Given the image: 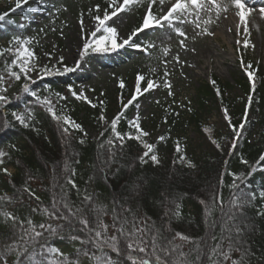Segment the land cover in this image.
<instances>
[{
    "label": "snow or ice",
    "instance_id": "obj_1",
    "mask_svg": "<svg viewBox=\"0 0 264 264\" xmlns=\"http://www.w3.org/2000/svg\"><path fill=\"white\" fill-rule=\"evenodd\" d=\"M168 2L170 0H107V7L103 10L99 4L90 7L88 15L95 22L94 29L85 32L82 13L79 20L82 39V47L78 50L79 59L76 60L73 67L63 66L62 71L56 68V65L41 67L37 62L38 57L31 47L34 38L14 33L7 46H0V60L4 61L3 74H0V108L9 105L13 99L20 100L19 93L13 94L12 97L7 93L12 81L19 82L23 79L21 93L27 94L35 104L46 109L51 118L60 126L65 141H68L70 131L83 132L82 126L70 117L58 114L50 96L42 97L32 90L30 84H35L32 73L36 72L37 78H40V73L44 76H52L75 72L81 67V63L89 53H111L126 46L150 55V50L156 48V44L151 41L136 43L134 39L138 34L149 29H170L178 37H181L179 45L187 51L186 41L195 42L203 36H215L211 26L220 18L222 12L228 13L234 9V16L239 20L237 29L239 30L240 26L243 25V31L249 33V18L253 12L257 11V9L249 6L248 0H228L227 3L225 0H174L171 2V6L164 11V6ZM145 3L147 8L140 24L134 27L126 38L121 36L119 30L110 24L114 17L130 10L133 5L142 6ZM157 3L161 8L160 13L154 11V5ZM29 4L30 0H15V6L11 11L19 10L22 13H42L45 11L39 3L32 6H28ZM61 11H67V9L62 6L49 13L53 18L52 22ZM213 12H215L216 20L211 16ZM258 14L261 19H264V6L259 7ZM204 15H207V18H204ZM7 17V12L0 14V29L4 28L5 23L9 25L14 23ZM225 18L227 17L225 16ZM185 24L194 26V34L191 37L182 27L177 26ZM16 27L24 29L26 25L20 23ZM55 30V28L52 29V31ZM228 31H232V29H228ZM40 32L43 33L44 29L41 28ZM237 43L240 44L241 41H237ZM242 43L244 48L249 47L250 42L248 40H244ZM251 46L255 47V45ZM191 50L195 52L194 48ZM169 51L168 47L162 48L164 56H167ZM45 55L49 59L53 58L51 53H45ZM63 60L64 57L61 56L57 63L63 64ZM174 60L181 63L178 55L174 57ZM161 63L166 69L168 61L162 60ZM241 65L244 66L243 61H241ZM251 68L252 65L249 63L247 69ZM150 72L155 73L156 69L151 68ZM169 75L170 73L166 70L163 87L168 89V95L172 96L174 95L171 90L172 84L167 79ZM247 75L248 79L252 81L253 71H247ZM145 83L146 86H143ZM212 83L215 84V81ZM159 86L152 78L137 73L135 90L131 99L126 104H122L121 113L110 122L112 136L105 142L108 155L104 164L108 165L115 162L116 149L117 147L121 149L124 147L125 137L129 140L138 141L145 149L138 157L141 165L147 163L148 160L153 165L160 163L158 155L154 153L156 145L143 139L149 136V133L141 128L139 117L129 122L130 127L135 129V135L131 133L122 134L117 130L123 110L132 105L138 96ZM119 87L120 89L126 87L123 79L119 80ZM45 90L49 91L47 85ZM68 92L77 100L88 101L83 90L77 93L69 85ZM55 96L58 100L66 99L59 92L55 93ZM88 102L91 103V101ZM92 106L96 107L95 104ZM188 110L191 111V108ZM33 114V109L26 107L21 112L12 111L11 118L24 128H30ZM224 119L229 121L231 127L227 109H224ZM99 120L106 122L103 114L100 115ZM9 126V120L5 119L3 127ZM243 126L241 124L240 128ZM204 131L209 133L208 139L211 143L220 148L217 140L212 138L211 130L205 128ZM233 131L236 132L237 136L240 135L235 128ZM103 135L101 133V136ZM157 139L158 141H165L167 137L161 135ZM84 142L83 139L78 141L80 144ZM235 143L234 139L233 147H235ZM100 147L104 148L105 145L102 144ZM175 151L178 156L174 163H179L190 170L196 169V164L187 157L179 141H176ZM6 155L8 153L0 150V165H3V157ZM259 161H264V154H261ZM240 162L244 165L249 163L243 158ZM0 172L11 176L7 168L0 167ZM69 172L71 175H68ZM100 172L107 179L104 167L100 168ZM74 175L75 172L69 168L67 161L64 162L59 171L53 166L50 202L46 205L30 187V182L37 179L30 172L26 173L25 182L16 191L11 194H0V225L7 229V234L0 233V264H254L255 253L251 251L248 236L255 230V225L251 223L245 210L254 205L257 195L242 187L246 184V176L250 177L252 171L246 175L235 172L227 173L232 177V182L227 185L230 192L227 201H225L222 193L225 186L223 174L219 181L221 190L218 191L213 188L207 200H199L203 206L205 225V235L200 237H192L172 228L173 221H178L182 217V205L176 197H170L166 193L161 194L163 200L160 201V205L164 209L162 219L165 222L158 226L151 217L138 215L137 209L132 206V201L141 194L139 183L135 184L124 197L114 195L109 209L107 204L98 201L94 193H89L87 190L81 192L76 181L72 179ZM73 190L76 192L79 203L71 198ZM25 195L41 205L32 209L33 213L38 212L42 216L40 222H36L31 217L21 219L7 210L8 205L22 201ZM185 195L187 194L185 193ZM259 197L264 199V190L260 191ZM257 215L264 216V211H258ZM105 217H109L111 222H106ZM54 241L68 242L71 244L72 250L70 252L64 251L53 243ZM177 241L180 242L177 243ZM186 246H188L187 251H185Z\"/></svg>",
    "mask_w": 264,
    "mask_h": 264
},
{
    "label": "trees",
    "instance_id": "obj_2",
    "mask_svg": "<svg viewBox=\"0 0 264 264\" xmlns=\"http://www.w3.org/2000/svg\"><path fill=\"white\" fill-rule=\"evenodd\" d=\"M36 3H46L43 19L33 20L35 13H22L19 10L16 12L11 11L15 6V0H0V14L7 12V19L14 21L11 25L5 23L4 28L0 29V34L3 36L0 46H7L9 39L14 33L32 37L34 40L31 47L38 57L37 62L40 65L43 58L42 53L48 48L45 40L49 37H54L61 41L69 23L64 17L63 11L57 14L54 22H52L53 18L49 15L55 8L63 6L62 0H30L28 6ZM96 4H99L103 10L107 7V0H78L75 8L80 15L82 13L85 15L88 13V9ZM146 8L147 4L145 3L142 6L133 5L130 9L136 11L139 24L141 22L140 15ZM160 9L159 3L154 5L156 13H159ZM20 23L25 24L26 27L24 29L16 27ZM41 28L44 29L43 33L40 32ZM53 28L56 30L52 31ZM162 48L151 49L150 55L143 53L142 58L136 64V70L138 72L143 71L148 78L155 79L158 72H150L152 68L150 61L159 62L165 57L162 53ZM95 54L89 53L87 58ZM3 64L4 61L0 60V74H3ZM40 66L43 67L42 65ZM65 75L67 78L69 77L68 73ZM39 76L40 78L32 76L35 80V84H30L32 90L42 97L50 96L58 114L70 117L73 121L80 124L83 129L89 126L94 130V136L87 138L84 137L83 132L71 130L69 140L65 141L60 131V126L51 118L46 109L35 104L27 94L21 93L23 79L19 82L12 81L7 95L12 97L13 94L19 93L21 98L20 100L13 99L9 105L0 108V150L8 153V155L3 157L4 163L2 166H11L14 168V172H10L11 176L0 172V194H11L16 191L25 182L26 173L30 172L37 177L36 180L30 182V187L41 198L43 204H49L53 166L59 171L64 162L67 161L69 168L75 172L72 179L76 181L80 191L87 190L89 193H94L98 201L107 204L109 209L111 208V200L114 195L124 197L135 184L139 183L141 185V194L132 201V206L137 209L138 215L151 217L158 226L165 222L162 219L164 209L160 205V201L163 200L161 194L166 193L170 197L178 198L182 205V217L178 221H173L172 228L192 237H200L205 235V225L203 206L199 203V200H207L213 188L218 191L221 190L219 181L223 174L225 186L222 189V193L225 201H227L230 197L227 185L232 182V177L227 175V173L235 172L246 175L249 171H252L250 177L246 176V184L242 185L245 190L252 191L257 195L254 205L245 210L247 217L255 225V230L249 234L248 240L251 251L255 253L254 264H264V216L257 215L258 211H264V199L259 197L260 191L264 190V161H259L261 154H264L263 73L255 72L253 74V80L251 81L252 91L249 96L251 100L248 99L246 105L247 109L255 112V116L252 119H247L242 113V107L235 105L231 127L230 124L219 127L216 123H211L208 120V116L206 119L198 118L197 109L195 108L194 112L196 114H192L186 121L180 122V115L176 113L175 108L173 107V109L169 103L161 102V107L164 110L163 119L166 122L161 124L160 127H164L161 135L167 137L164 141L167 154L160 159L158 165H153L150 160L141 165L138 157L145 149L138 141L129 140L127 137H125L124 147L122 149L117 147L116 149L115 162L108 165L104 164V160H106L108 155L105 142L112 136L110 122L121 113L122 104H126L131 99V90L128 87L127 78L123 79L126 87L124 89L118 87L116 92L118 100L115 101L113 109L108 111V115L105 117L106 122L104 123L99 120L98 111L86 107L68 92L70 84L64 78L59 75L44 76L42 73ZM240 78L241 85L246 88L249 84L248 80L246 81V78L243 77ZM217 81L219 82L220 93L223 94L227 84L220 79H217ZM253 84L255 85L254 88ZM46 85L49 91L45 90ZM204 87L208 94H214L209 84H205ZM57 92L65 96L66 99L58 100L55 96ZM140 101L141 98H137L132 105L123 110V115L120 116L117 125V130L120 133L135 135V129L130 127L129 122L134 119L131 114L139 106ZM223 101L225 103L228 102L226 98ZM205 102L206 105L203 104L201 109H203L204 113L210 115V105L207 101ZM26 107L32 108L34 113L30 121V128H24L11 118L12 111L21 112ZM101 107H103V113H105L109 108L107 101ZM5 119L10 122V126L7 128L3 127ZM163 119L156 125L163 123ZM179 122V125L183 128L189 127L191 124L195 125L200 145L202 147L205 146L200 154L187 155L196 164L195 170H190L179 163H174L178 156L175 151L176 141L180 142L183 150H185L183 146L186 142L182 131L175 135L173 134V129ZM241 124L244 125L243 128H240ZM141 128L146 131L145 127L141 126ZM205 128L211 130L210 134L213 139L217 140L220 148L211 143L208 139L209 133L204 131ZM233 128L239 131V136L236 135ZM250 130L255 131V137L252 139H250L248 133ZM101 133L104 135L101 136ZM80 139L85 142L83 144L78 143ZM143 139L148 142L147 137ZM234 139L236 141L235 147L232 144ZM102 144L105 145L104 148L100 147ZM13 145L15 146L14 148L12 147ZM157 151L158 147H155L154 153L156 155ZM241 158L246 159L249 163L247 165L242 164L240 162ZM76 161H79V163H76ZM101 167L106 169L107 179L100 172ZM68 175H71V172ZM71 198L76 203H79L75 190L72 191ZM40 206L36 200L25 195L22 201H16L8 205L7 210L13 212L21 219L31 217L36 222H40L42 216L38 212H32L33 208ZM105 220L106 222H111L109 217H105ZM0 233L7 234V229L3 225H0ZM179 242L177 241V243ZM53 243L59 246L67 242L54 241ZM187 247H185V251H187Z\"/></svg>",
    "mask_w": 264,
    "mask_h": 264
},
{
    "label": "rangeland",
    "instance_id": "obj_3",
    "mask_svg": "<svg viewBox=\"0 0 264 264\" xmlns=\"http://www.w3.org/2000/svg\"><path fill=\"white\" fill-rule=\"evenodd\" d=\"M77 1L78 0H62L63 7L67 9V11H63V15L69 23L65 30L66 33L61 41H58L54 37L46 39L45 42L48 44V48L42 53L43 58L41 59L40 65H48L50 67L56 65V68L60 69L61 66L67 65L73 67L76 60L79 59L78 50L82 47V39L79 24L81 15L75 8ZM258 1L259 2H256V0H248L249 6L257 9L249 18V33H245L243 31V25H241L239 30L235 31L232 29L230 37L227 35L223 38L222 36L215 35L213 37H200L195 42L188 40L186 41L188 45L187 51L182 49L179 45L181 37H178L176 33L170 29H156L152 34L151 38L156 46L168 47L170 49L169 54L163 59L168 61L166 69L161 62L152 63L151 66L161 74H164L166 70L170 73L167 79L172 84L171 90L174 95H168V89L163 87L161 77L156 76L157 78L153 80L160 86L138 96L142 97V101L139 108L132 113V116L134 118L139 117L141 126L146 128V132L149 133L147 140L154 145H158L159 149L157 155L159 160L164 158L167 154L164 141H158L157 139L161 136V132L164 128L160 127L161 124L164 123L156 125L163 117V110L160 107L159 100L171 101V99H173V107L180 112V122L186 121L192 114L197 113L198 118L206 119L208 116V120L211 123L214 122L219 127H223V125L229 124V121L224 119V109H227L231 121V118H234L233 110L235 105H239L240 108L242 107V113L247 119H251L255 116L253 110L246 108L250 89L248 86L244 88L241 85L240 77L248 79L247 71L254 72L256 70L258 73L264 74V19H261L258 14L259 7L264 6V0ZM171 2H174V0H170V2L166 3L164 11L167 10V7L171 6ZM225 2L227 3L228 0H225ZM40 6L44 9L46 8L45 3H42ZM145 11L146 9L140 15L141 19ZM231 14H234V9L230 10L228 13L222 12L220 18L216 20L215 12H213L211 16L216 20V23L211 26V30L215 32V30L221 26V19ZM136 15L137 13L133 10L122 12L117 17H114L110 24L115 26L119 30L120 35L126 38L131 30L139 24ZM44 16L45 12H42L35 13L34 17L36 19H43ZM204 18H207V15H204ZM83 22L86 33L94 29L95 22L88 13L83 15ZM177 26L182 27L189 37L194 34V26L192 24ZM149 32L150 30H145L138 34V36L134 38L135 42H146L148 36H144ZM244 40L250 42L249 47H243L242 42ZM0 41H3V36L1 34ZM237 41H241V43L238 44ZM54 45L55 47H53ZM251 45H255V47L253 48ZM231 46H233V48H231ZM193 48L195 52L191 50ZM204 50L211 51L210 55L212 56V60H215L209 68L210 70L206 69L207 63L205 59L202 58V55L206 52H203ZM45 53H51L53 58L49 59ZM142 54L143 51L127 46L116 52L97 53L93 57L85 58L77 71L68 73V78L65 74L59 76L69 82L77 93L83 90L88 101H91V103H89L88 101L80 100L81 103L86 107L98 111L99 115L103 114L104 117H106L108 111L113 109L115 101L118 100L116 92L119 87L120 79L127 78L128 87L131 90L130 94L132 96L135 90V78L137 73H139L136 71V60H139ZM177 55L181 63H177L174 60V57ZM61 56L64 57L63 64H58L57 61ZM197 61H199L200 64H197ZM241 61H243L244 66L241 65ZM249 63L252 65L251 69H247ZM189 65L192 66L190 67ZM223 67L228 68L229 72L220 73L219 70ZM140 74L145 75L142 71ZM31 75L34 77L37 73L34 72ZM214 77L227 84L223 97L226 98L228 102L225 103L221 100L219 91L216 89V82L215 84L212 83V81H215L213 79ZM205 84L212 85L211 90H214V94H208V91H206L204 87ZM143 86H146V83ZM204 100L210 105V115L204 113L203 109H201L203 104L206 105ZM101 101H103V104L105 101L108 103L109 108L105 113H102L103 107L101 106L103 104H101ZM93 104H95L96 107H93ZM189 108H191V112L188 110ZM192 108L197 109L196 113ZM180 122L173 129V134L175 135L182 131L183 136L186 138V142L183 146L186 155L193 153L200 154L205 146L202 147L200 145L196 126L191 124V126L183 128L179 125ZM254 132V130L248 132L250 139L255 137ZM83 135L84 137L92 138V136H94V130L86 126ZM0 167L7 168L9 172H14V168L11 166L0 165ZM59 247L64 251L72 250V246L68 242L59 245Z\"/></svg>",
    "mask_w": 264,
    "mask_h": 264
},
{
    "label": "bare ground",
    "instance_id": "obj_4",
    "mask_svg": "<svg viewBox=\"0 0 264 264\" xmlns=\"http://www.w3.org/2000/svg\"><path fill=\"white\" fill-rule=\"evenodd\" d=\"M256 2H259L258 0H256ZM227 18L223 17L221 19V26L215 30V35L216 36H222L223 38H225V36H229L230 37V33L231 31H228V29H233V30H238L237 29V24L239 23V20L237 17L234 16V14H231L229 16H226ZM231 48H233V46H231ZM206 51V52H205ZM203 52H205V54L202 55V58L205 59L207 65H206V69L210 70L209 68L211 67L212 63L215 62V60H212V56L210 55L211 51L208 50H204ZM217 62V61H216ZM197 64H200L199 61H197ZM217 65V64H216ZM220 73L222 72H229L228 68L223 67L222 69L219 70ZM219 73V74H220Z\"/></svg>",
    "mask_w": 264,
    "mask_h": 264
}]
</instances>
